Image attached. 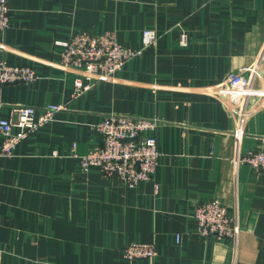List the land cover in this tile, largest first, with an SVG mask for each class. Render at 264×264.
<instances>
[{
	"label": "crops",
	"instance_id": "0c3cea01",
	"mask_svg": "<svg viewBox=\"0 0 264 264\" xmlns=\"http://www.w3.org/2000/svg\"><path fill=\"white\" fill-rule=\"evenodd\" d=\"M7 2L0 61L38 78L0 87V120L15 106L64 108L0 157V264H264V172L238 161L264 147V104L240 121L214 95L258 61L264 85V0ZM148 28L159 34L155 46L109 80L58 64L56 42L73 34L112 31L138 50ZM77 77L89 85L79 96ZM108 114L157 121L150 134L160 156L149 182L128 188L97 168L81 170ZM214 199L236 218L234 242L197 232L195 207ZM131 242L153 245L156 256L126 260Z\"/></svg>",
	"mask_w": 264,
	"mask_h": 264
},
{
	"label": "built area",
	"instance_id": "2783aa9c",
	"mask_svg": "<svg viewBox=\"0 0 264 264\" xmlns=\"http://www.w3.org/2000/svg\"><path fill=\"white\" fill-rule=\"evenodd\" d=\"M8 14L7 0H0V33L9 27ZM158 38L159 34L154 29H145L142 32L141 48L133 50L119 42L112 31L100 34L81 31L66 41L56 42L59 46L58 64L64 71L75 70L82 73L87 80H109L125 63L139 57L144 49L155 46ZM186 41V36L181 34L180 44L186 45ZM50 66L53 64L50 63ZM37 78V73L31 67L0 61V87L31 83ZM261 78V65L258 61L255 65L229 74L214 89V95L220 103L230 107L231 114L237 120L243 121L255 112V105L264 104ZM73 87V94L79 96L89 85L84 84L81 77H77L73 81ZM63 108L62 105L46 106L41 110L33 106L13 107L11 118L0 120V157L11 156L22 140L49 122ZM156 125L157 121L154 119L119 114L104 116L97 125L102 134V143L79 157L81 170L86 172L90 168H97L104 177L114 176L121 185L128 188L149 182L160 156L156 140L150 134ZM13 129L17 130L14 132ZM241 135V130L234 132L236 138ZM238 161L256 172H264V147L246 150ZM193 217L199 236L229 239L233 242L236 240L239 232L236 218L219 200L198 204ZM156 254L151 244L131 242L123 249V257L128 261L151 259Z\"/></svg>",
	"mask_w": 264,
	"mask_h": 264
},
{
	"label": "rangeland",
	"instance_id": "374dc122",
	"mask_svg": "<svg viewBox=\"0 0 264 264\" xmlns=\"http://www.w3.org/2000/svg\"><path fill=\"white\" fill-rule=\"evenodd\" d=\"M144 50H145V49H144ZM144 50H143V51H144Z\"/></svg>",
	"mask_w": 264,
	"mask_h": 264
}]
</instances>
